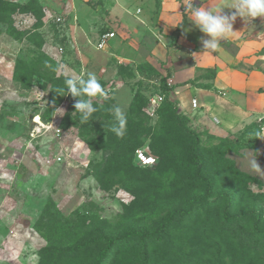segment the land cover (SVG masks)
I'll use <instances>...</instances> for the list:
<instances>
[{
	"label": "rangeland",
	"instance_id": "1",
	"mask_svg": "<svg viewBox=\"0 0 264 264\" xmlns=\"http://www.w3.org/2000/svg\"><path fill=\"white\" fill-rule=\"evenodd\" d=\"M102 3L0 0V264H81L59 251L99 231L114 235L130 227L151 229L179 197L183 203L203 195L193 185L178 194L173 188L176 181L193 182L183 168L182 128L201 134L206 171L214 178L208 199L231 192V213L255 210L264 227V111L224 135L194 127L170 93L164 98L162 49L145 31L137 58L130 53L113 58L94 48L104 31L131 38L122 36L119 22L107 18L104 8L96 7ZM253 21L259 32L264 30V17ZM89 73L106 95L90 98L97 111L85 122L75 111L77 98L67 93L65 78L87 79ZM159 96V104L151 102ZM164 99L175 103L176 116ZM115 107L126 116L123 137L133 134L131 142L117 153L89 149L90 138L111 147L121 138L111 131ZM138 124L149 127L142 137ZM223 140L230 147L220 145ZM137 149L151 155L153 163L142 167L133 161ZM254 159L260 170L251 167ZM219 207L208 210L214 223L222 221L223 205ZM253 220H245L238 233L252 234ZM184 229L177 224L170 232L181 235ZM44 247L52 250L41 252ZM191 247L202 249L205 262L211 260L204 257L209 248L204 242L195 245L182 238L163 252L154 251L152 264H167L166 259L187 264ZM227 248L221 249L220 264H234Z\"/></svg>",
	"mask_w": 264,
	"mask_h": 264
},
{
	"label": "crops",
	"instance_id": "2",
	"mask_svg": "<svg viewBox=\"0 0 264 264\" xmlns=\"http://www.w3.org/2000/svg\"><path fill=\"white\" fill-rule=\"evenodd\" d=\"M233 2L192 0L194 7L214 13L223 8L220 14L228 16L236 11L227 8ZM188 3L189 0H104L96 7L104 8L107 18L119 22L122 36L131 38L121 39L113 31L114 37L103 50L94 48L113 58H125L129 53L137 58L145 31L162 49L159 58L167 68L166 86L178 112L194 127L224 135L236 123L264 111V30L259 32L253 19L237 16L233 22L235 32L220 41L218 50L203 52L201 40L207 37L193 24ZM192 99H196V107Z\"/></svg>",
	"mask_w": 264,
	"mask_h": 264
},
{
	"label": "trees",
	"instance_id": "3",
	"mask_svg": "<svg viewBox=\"0 0 264 264\" xmlns=\"http://www.w3.org/2000/svg\"><path fill=\"white\" fill-rule=\"evenodd\" d=\"M164 89L163 95L164 98H167L170 89L166 87ZM165 104L169 108L170 114L173 117L176 116L175 103L166 99ZM137 128L140 130L137 133L140 137L147 134L149 130V127L140 124L137 125ZM182 135L186 138L183 168L190 171L189 178L193 180V184L190 182L184 185L183 181H176L173 186L174 191L177 194L180 191V193L188 192V189L190 190L193 185L195 188H200L203 195H193L183 203L184 197H179V203H174L175 206L151 229L130 227L114 235L99 231L96 235L81 239L72 247L60 250L59 256L76 257L81 264H152L154 251L163 252V249L170 243L185 238L191 240L195 245L204 242L210 248H204V257L211 256V260L205 262L201 258L202 253L199 252L202 249L191 247L188 253L190 260L187 261V264H220L222 247H228V250L233 251L234 264H264V227L260 228L259 226V213L249 210L232 214L231 205L234 195L231 192H223L212 200L208 199L214 187V178L206 171V157L201 152V134L189 128H182ZM132 138L133 134L117 138L113 147L106 146L99 138H90L86 140V144L93 151L101 149L104 154H110V152L117 153L123 150ZM220 145L230 147L231 142L223 140ZM132 159L136 162L135 152ZM134 168L144 171L136 166ZM97 170H100V164ZM133 182L138 183V181ZM141 184L145 185L143 181ZM221 204L223 205L222 221L214 223L210 219L208 210L219 207ZM208 205H213V207L210 208ZM250 218L254 219L250 230L252 234L242 236L238 230L245 223L244 221ZM177 224H182L185 227L181 235H174L170 232V229ZM231 227H233V231L229 234ZM186 229L189 231H185ZM185 233L190 235H185ZM50 250L52 249L44 247L41 252L49 253ZM165 262L172 264L169 259H166Z\"/></svg>",
	"mask_w": 264,
	"mask_h": 264
},
{
	"label": "clouds",
	"instance_id": "4",
	"mask_svg": "<svg viewBox=\"0 0 264 264\" xmlns=\"http://www.w3.org/2000/svg\"><path fill=\"white\" fill-rule=\"evenodd\" d=\"M186 7L191 11L193 24L207 37V39H202L201 43L203 52L209 53L218 50L220 41L235 32L233 31V22L237 16L244 19L264 17V0H234L230 7H227L236 10L230 16L220 14L223 8L214 13L210 9L194 7L192 0H189ZM65 89H67L68 94L77 98L74 108L78 113V117L85 122L90 121L93 114L97 111L90 98L100 94L106 95L100 82L92 73L87 75V79L80 76L66 77ZM113 111L115 122L111 126V131L118 137H123L125 134L126 116L119 107H115ZM250 165L252 168L260 170L255 159L250 161Z\"/></svg>",
	"mask_w": 264,
	"mask_h": 264
},
{
	"label": "built area",
	"instance_id": "5",
	"mask_svg": "<svg viewBox=\"0 0 264 264\" xmlns=\"http://www.w3.org/2000/svg\"><path fill=\"white\" fill-rule=\"evenodd\" d=\"M57 20H59V18H57ZM114 35H115V33L113 31L101 33L98 37V40L95 43L96 48L103 50L107 46L108 41L112 37H114ZM60 49H62V48L60 47ZM162 99H163V96H159L158 100L152 99L151 102L159 104V102ZM191 104L193 107H196V105H197L196 99H192ZM135 160L140 166H149L153 163V157L141 149L135 150Z\"/></svg>",
	"mask_w": 264,
	"mask_h": 264
}]
</instances>
